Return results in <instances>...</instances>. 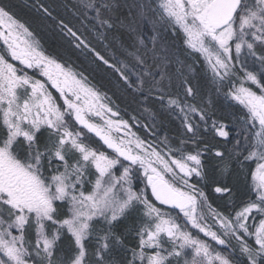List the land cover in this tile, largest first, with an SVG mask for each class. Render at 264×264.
<instances>
[{"label": "snow or ice", "instance_id": "6c2138e0", "mask_svg": "<svg viewBox=\"0 0 264 264\" xmlns=\"http://www.w3.org/2000/svg\"><path fill=\"white\" fill-rule=\"evenodd\" d=\"M32 7L0 0V264H264V0Z\"/></svg>", "mask_w": 264, "mask_h": 264}, {"label": "trees", "instance_id": "16d2710c", "mask_svg": "<svg viewBox=\"0 0 264 264\" xmlns=\"http://www.w3.org/2000/svg\"><path fill=\"white\" fill-rule=\"evenodd\" d=\"M65 2H70V0H12V3L16 6L15 10L18 14V17L23 21V20H36L38 19V13L35 10V8L32 7V5L34 4H38V3H44V4H55V5H59V4H63ZM61 11H63V9H61ZM68 14V13H65ZM53 94L54 95H58L55 90L53 89ZM109 95H111V93H109ZM113 99H115V97H113ZM116 103L120 105L121 108L124 107V105L119 101L116 100ZM130 111V110H129ZM121 116L124 119H128L127 116H124V113L121 112ZM131 123V121H130ZM90 137H93L94 135L92 134H88ZM98 140V138L93 139L91 142L93 144H95V141ZM209 223H211V221H209ZM202 239H207L203 236V234H200ZM209 243H212L209 240ZM213 246L215 247V245L213 244Z\"/></svg>", "mask_w": 264, "mask_h": 264}, {"label": "water", "instance_id": "95a60500", "mask_svg": "<svg viewBox=\"0 0 264 264\" xmlns=\"http://www.w3.org/2000/svg\"><path fill=\"white\" fill-rule=\"evenodd\" d=\"M92 135H94V134H92Z\"/></svg>", "mask_w": 264, "mask_h": 264}]
</instances>
